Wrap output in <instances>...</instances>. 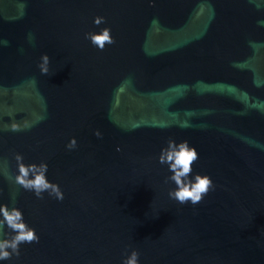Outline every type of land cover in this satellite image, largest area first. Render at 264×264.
Returning a JSON list of instances; mask_svg holds the SVG:
<instances>
[{
    "label": "water",
    "instance_id": "1",
    "mask_svg": "<svg viewBox=\"0 0 264 264\" xmlns=\"http://www.w3.org/2000/svg\"><path fill=\"white\" fill-rule=\"evenodd\" d=\"M170 138L213 180L198 204L168 195ZM16 153L64 199L16 184ZM3 204L40 239L0 264H264V0H0Z\"/></svg>",
    "mask_w": 264,
    "mask_h": 264
},
{
    "label": "clouds",
    "instance_id": "2",
    "mask_svg": "<svg viewBox=\"0 0 264 264\" xmlns=\"http://www.w3.org/2000/svg\"><path fill=\"white\" fill-rule=\"evenodd\" d=\"M106 22L103 16H97L94 19L96 25ZM86 39L99 50L105 49L106 45L114 44L115 40L111 35V28H104L100 32L86 33ZM50 56L45 53L41 57V63L38 65L41 73H49ZM27 123H25L26 125ZM11 131H21L22 125L13 122L10 125ZM95 135L100 137L102 133L97 130ZM77 140L75 137L68 143V149H75ZM119 150V149H118ZM199 159V153L194 146H190L187 140L177 143L175 139L170 138L167 147L161 150L159 163L167 164L172 173L166 178V183L172 181L176 187L169 191L171 199L180 204H187L189 201L193 205L200 203L204 196L214 188L213 180L208 175L196 174L192 178L193 166ZM15 160L18 166V174L15 176V183L27 191L34 192L37 198L43 199V194L48 192L50 196L58 200L64 199V192L58 183H52L47 177L48 164L46 162L24 163V157L21 153L15 154ZM0 260H9L13 255L20 256V245L23 243H33L39 241V236L35 228L30 227L24 219L22 210L18 207H9L7 204L0 205ZM7 226L10 232L5 236L4 227ZM140 253L133 250L127 256L123 264H139Z\"/></svg>",
    "mask_w": 264,
    "mask_h": 264
}]
</instances>
